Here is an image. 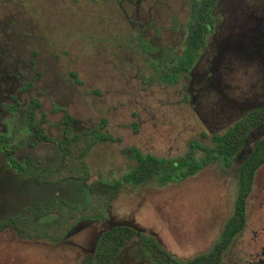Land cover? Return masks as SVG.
<instances>
[{
  "label": "rangeland",
  "instance_id": "obj_1",
  "mask_svg": "<svg viewBox=\"0 0 264 264\" xmlns=\"http://www.w3.org/2000/svg\"><path fill=\"white\" fill-rule=\"evenodd\" d=\"M234 3L243 13L244 28L255 37L248 40L243 52L228 57L231 64L225 83L244 111L228 107L215 94L203 96L190 81L193 49L186 43L180 51L182 40L177 52L171 53L178 39L168 42L166 32L160 39L145 24L150 19L145 11L152 6L159 10L152 12L167 29L171 28L167 11L175 12L185 24L189 0H141L139 4L137 0H0V41L9 44L4 55L28 62L39 52L46 77L48 74L65 95L60 103L73 117L71 135L101 129L112 138L88 154L91 178L87 184L70 182L33 189L20 174L15 177L20 170L9 169L7 165H13L0 156V210L6 206L14 210L0 211V221L22 212L16 211L19 208L52 197L77 205L87 203L91 199L87 185L99 180L114 184L132 172L137 164L131 157L135 148L164 160L181 159L197 150L200 162L207 163L195 177L181 183L126 185L107 206L103 218L80 222L60 243L22 239L12 229L0 232V264H98L97 239L104 230L119 225L153 236L183 261L212 250L233 214L242 164L237 162L229 169V162L213 161L215 142L239 123H248L258 111L264 112V40L260 38L264 34V0ZM138 7L140 17L134 15ZM167 66L185 69V76L170 84L174 77L164 73ZM72 73L82 83L75 82ZM39 117H43L41 113ZM62 122L61 115L50 118L56 126L46 128H51L53 138L63 139ZM26 127L19 119L12 122L17 130ZM263 141L264 125L250 132L241 160ZM46 149L54 161L44 165L56 168L62 158L59 146L50 144L37 156L43 157ZM25 191L27 197H22ZM35 191L37 197L30 194ZM247 214V226L222 264H264V166L257 173ZM109 264L155 262L138 236Z\"/></svg>",
  "mask_w": 264,
  "mask_h": 264
},
{
  "label": "trees",
  "instance_id": "obj_2",
  "mask_svg": "<svg viewBox=\"0 0 264 264\" xmlns=\"http://www.w3.org/2000/svg\"><path fill=\"white\" fill-rule=\"evenodd\" d=\"M206 18L207 14L199 12L190 28L187 48L194 51L189 60L190 67L198 57L200 48L205 44L202 33L206 28L203 22ZM164 73L173 76L174 79L169 83L175 84L181 76H185V69L177 68V66L171 69L167 67ZM72 77L78 83L80 82L76 74H72ZM262 125H264V112L258 111L255 116L248 119V123L241 122L226 134L220 135L219 140L215 142L216 147L212 148L214 150L213 161L229 162V169L237 162H242V164L238 171V193L233 214L209 253L183 261L166 251L153 236L139 233L130 226H119L102 237L97 251L98 264H109L117 259L126 245L138 236L142 238L145 249L155 264H222L236 237L247 226L249 200L254 190L257 173L264 166V141L245 160L242 161L241 156L250 132ZM105 127L106 121L101 125L102 129ZM31 129L40 139L46 138L41 123L34 124ZM110 139L112 138L104 134L101 129L67 137L63 144L64 156L60 167L56 171L39 169L38 180L53 183L75 180L88 183L91 171L86 158L97 144ZM133 151L131 157L136 160L137 164L132 172L123 181L114 184H107L100 180L89 184L91 199L86 205H70L65 201L55 199L36 205L34 207L36 211H23L21 215L6 223L13 224L22 239L58 242L80 222L103 218L107 206L121 194L126 185L140 186L153 181L160 185L177 184L195 177L207 166L206 162L202 163L197 158V150L177 160L147 156L137 148ZM64 208L69 211H48ZM6 223H0V232Z\"/></svg>",
  "mask_w": 264,
  "mask_h": 264
},
{
  "label": "flooded vegetation",
  "instance_id": "obj_3",
  "mask_svg": "<svg viewBox=\"0 0 264 264\" xmlns=\"http://www.w3.org/2000/svg\"><path fill=\"white\" fill-rule=\"evenodd\" d=\"M140 2L141 0H137L138 4ZM189 3L190 6L184 9V13H187L186 19L188 20L185 24L180 20V17H178L175 12L167 11L165 16H167L171 22V28L167 29L162 26L164 21L159 20L153 14V10H155V12L159 11L156 10L154 6L145 11V14L147 13L150 16V19L145 21V24L149 26L150 30H154L155 34L160 39L165 36V34H163L164 32L169 33L168 42H173L174 39H178L179 43L173 45L174 48H171L173 50L171 53H174L177 52L182 40L184 47H181L179 50L182 51L185 49L190 34V28L192 23L195 22L196 15L199 12L207 14L206 19H209V22L206 23V28L202 33V36L205 39V44L200 48L198 57L192 65L190 78L191 85L192 83H196L203 96L215 94L218 98H220V100L228 105V107L244 111L237 98L230 93L229 85H226L225 83L227 70L231 64V60H229L228 57L233 53L243 52L247 43L252 38H255L251 37L249 34L250 32L248 33L247 29L244 28L245 24L243 22L242 11L234 3V0H213L210 4L209 0H194V2L193 0H189ZM134 15L140 17V7L135 10ZM132 23H134V20ZM142 27H144V25H142ZM185 31H187V37L183 38ZM149 32L153 34V31ZM25 37L29 38L27 36ZM260 38L264 40V34H262V37ZM6 42L7 41L5 40L0 41V148H2L0 149V156L6 157L8 164L10 163L13 165V168L7 165L9 169L14 172L16 170H20L19 172H15L14 176L17 177V175L20 174L24 181L26 180L31 183L33 189L38 188L40 185H64L70 182H81L67 180L60 183H53L38 180L40 173L39 169L56 171L60 167L64 156L63 144L67 137L75 136L71 135L70 127L73 122V117L68 114V107L63 106L60 103L65 99L64 93L57 88L56 83L48 76V74L46 77V72L42 69L38 60L39 52L33 53L28 62H24L20 59L17 60V57L16 59H12L10 54L4 55V48L6 49V47L9 46ZM79 81L82 83L81 80ZM75 82L77 81L75 80ZM191 85H189V90L191 89ZM54 90L56 91L55 94L53 93ZM192 101H195V99ZM40 113L43 116L42 118L39 117ZM56 115H61V117H63V122L61 123L62 127L60 128V130H62V133L60 134L63 138L62 140H59V138H53L50 132L51 128H46L47 125H51L52 127L56 126L50 123V118ZM16 119L21 120L22 123L27 125L25 130L12 128V122L14 120L16 121ZM39 123H41V126L46 134V138L44 139H40L31 129L34 124ZM84 133L85 132L81 134ZM19 135H23V137L18 141V143H12ZM50 144L58 145L60 152L62 153L61 162L56 168H49V166L44 165L54 161L51 157V152L47 149V151L44 152L43 157L37 156L39 150L49 146ZM16 157L19 158V160ZM14 165L18 166L17 169ZM8 180L10 179L8 178ZM26 193L27 192L25 191L22 197H24ZM30 194L35 197L38 192H30ZM89 195L91 197L90 191ZM55 199L65 201L70 205H77L71 203L63 197L57 196L34 203L21 209L19 208L16 211H36L34 209L36 205ZM16 201L17 200H14L10 203L13 204ZM87 203L83 205H86ZM0 211L14 210L12 207L6 206ZM48 211H69V209H53ZM22 212L16 215L8 216L1 220L0 223H6L10 219L21 215ZM119 226L104 230L100 238L97 239L95 243V245L97 244V251L102 237L108 231ZM132 228L136 229L134 227ZM8 229L16 231L13 224L6 223L2 227L1 232ZM71 230L63 237V239L54 243L65 241L67 236H69V233H71ZM137 231L139 233H144L139 230Z\"/></svg>",
  "mask_w": 264,
  "mask_h": 264
}]
</instances>
